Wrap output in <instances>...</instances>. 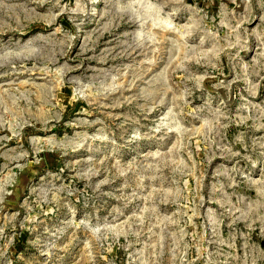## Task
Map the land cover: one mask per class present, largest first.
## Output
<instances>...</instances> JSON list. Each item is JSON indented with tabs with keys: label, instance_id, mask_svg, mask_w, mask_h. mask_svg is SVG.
Instances as JSON below:
<instances>
[{
	"label": "rangeland",
	"instance_id": "obj_1",
	"mask_svg": "<svg viewBox=\"0 0 264 264\" xmlns=\"http://www.w3.org/2000/svg\"><path fill=\"white\" fill-rule=\"evenodd\" d=\"M0 264H264V0H0Z\"/></svg>",
	"mask_w": 264,
	"mask_h": 264
}]
</instances>
